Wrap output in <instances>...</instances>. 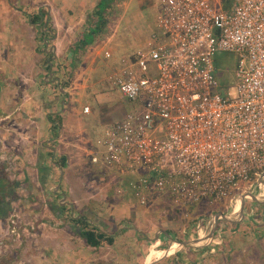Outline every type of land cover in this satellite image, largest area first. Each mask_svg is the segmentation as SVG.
<instances>
[{"label":"crops","instance_id":"obj_1","mask_svg":"<svg viewBox=\"0 0 264 264\" xmlns=\"http://www.w3.org/2000/svg\"><path fill=\"white\" fill-rule=\"evenodd\" d=\"M35 1L46 3L32 7L36 8L34 16L43 13L33 23L30 12L34 10L22 5L5 10L0 0V173L12 183L10 212L0 218V264H157L177 251H172L173 246L180 245L170 240V235L180 242L204 239L198 244H215L216 238H224L216 232L213 239H208L213 229H209L211 216L197 225L191 220L186 224L184 215L183 219L174 218L175 213L150 219L153 205L143 207L134 194L133 201L122 186L115 193L108 192V199L103 200L95 188L80 187V181L67 184L84 176L83 163L75 166L73 155L94 154L95 150L84 147L87 127L78 131L72 128L74 133L69 139L62 136L73 114L66 118L71 101L64 98L69 90L59 85V75L54 71L59 70L60 48H71L81 19L98 0ZM133 1L129 0L128 5ZM37 33H41L42 43ZM51 54L54 63L49 70L46 60ZM86 106L90 107L85 104L83 108ZM93 111L92 107L89 113L79 109L78 114L93 121ZM65 159L64 167L61 163ZM92 162L98 163L99 158L93 156ZM162 196L154 194L151 201L155 203ZM256 196L258 200L254 201L262 205ZM168 208L164 205L160 210ZM15 216L18 219L14 221ZM80 216L113 236L114 243L105 242L99 248L89 246L81 233L84 226L78 222ZM192 229H197L196 235ZM229 238L233 239L231 244L243 242L235 234ZM167 241L172 242V247L159 249ZM147 243L154 249H149ZM203 246L205 243L190 247ZM152 252L155 255L149 259ZM203 257L206 261L207 255Z\"/></svg>","mask_w":264,"mask_h":264},{"label":"built area","instance_id":"obj_2","mask_svg":"<svg viewBox=\"0 0 264 264\" xmlns=\"http://www.w3.org/2000/svg\"><path fill=\"white\" fill-rule=\"evenodd\" d=\"M155 1L167 42L138 51L111 77L144 112L113 121L104 146L121 173L149 170L130 185L142 206L168 194L189 218L186 206L230 199L236 181L264 174V0ZM223 51L240 54L234 94L217 78Z\"/></svg>","mask_w":264,"mask_h":264},{"label":"rangeland","instance_id":"obj_3","mask_svg":"<svg viewBox=\"0 0 264 264\" xmlns=\"http://www.w3.org/2000/svg\"><path fill=\"white\" fill-rule=\"evenodd\" d=\"M1 1V6H4L5 10L10 9L12 5H22V7L27 10H34L30 12L32 15H35L34 12L36 8H32L34 5L46 3L42 1L36 2L35 0H16L15 2H12V0ZM128 2L129 0H123L119 4L111 31L106 36L102 37L98 44L91 48L73 69H71L72 65H70V49L67 48L62 50V48H60L59 54L61 58L59 59V70L54 71L59 75V85L69 90L68 96L64 98L65 101H71L70 106L67 107L66 118L68 119L69 116L73 114L70 118L72 122H66L67 127L63 130L62 136H68L67 139H69L72 133H74L72 128H76L78 131L79 129L87 127V131L83 134V138L87 139L83 141L84 147L88 151L95 150L94 154L85 153L82 155H73L74 164L77 163L75 166L80 165V162L83 163L81 166L84 167V176L80 180L75 178L71 179L67 184L71 185L76 181H80L82 185L80 187L86 190L87 188H95L99 191L101 199L103 200L108 199V192L115 193L120 186L130 193L128 195L133 196L130 189L131 182L141 180L149 174V170L146 168H139L136 172L123 174L115 166L109 165L107 162L108 154L104 146V139L109 124L112 121L121 120L128 113L142 114L144 112V108L141 104L130 101L114 86L111 77L124 70L127 66L126 61L131 60L138 51L142 50L148 53L154 46L156 47L158 43L167 42L165 31L158 25V16L163 9L162 4L155 0H134L133 4L129 5ZM84 18L81 19L82 23L84 22ZM82 23L80 22L78 26ZM38 36H40V41L42 43L43 39L41 38V33H37V37ZM239 60L240 54L230 51L218 52L214 56L217 78L222 87L231 94L237 91ZM49 61V56L47 55L46 64H48ZM52 62L54 63L53 56ZM71 70H73V74L70 76ZM148 75L157 77L156 65L153 62L149 63ZM63 81L67 82L65 87L62 85ZM85 104L90 105L94 110L92 114V118H94L93 121L91 119L86 120V118H83V115L78 114L79 109H84L83 107ZM164 125L165 123L162 124V127ZM164 129L163 127L159 135H163ZM97 150L98 152H96ZM93 156L99 158L98 163L92 162ZM72 166L73 163H71V167ZM259 178H261V176L250 182L243 180L236 181L233 187L234 194L230 199L214 203L212 202V198L209 197L200 202H193L191 205L186 206V210L190 214L189 218H186V220L181 217V219H183L186 224L189 223V220L194 223V219L197 218L199 222H202L216 209L220 211L219 213L224 211L226 216L230 219H242L238 213L237 215H233V213L236 214V211L239 212L240 210L242 195H251L250 193L258 195L260 197L259 201L264 205V182L263 180L259 181ZM125 193L126 192H124V194ZM124 194L119 195L123 196ZM135 197L138 198L136 195ZM135 197L133 196V201L136 200ZM247 200L246 208L248 212L246 211L247 214L245 213L244 220H241L246 223L240 228V234H242V236L241 238L239 237L243 242L241 243L238 240V242L231 244L233 239L230 238L226 242L229 246L232 245L236 247V249L242 246V249H240L242 253L238 258L233 259L231 264H264V224L255 225L256 223L262 224L264 207L253 205L254 199L251 196L248 197ZM150 205H153V208H155L154 210H150L148 214V218L150 219L157 218L159 215L163 216L164 214L170 216L177 210L176 203L168 194L167 196H162L155 203L149 200L148 205L143 207L148 208ZM164 205H168L169 208L160 210V207ZM252 205L254 206L253 212L261 213L260 216L257 217L258 222L255 223L250 214ZM184 211L185 209L182 210V212ZM78 213L80 212L78 211ZM202 214L205 216L199 217ZM214 214H217V212H214ZM212 215L211 217L209 216L210 220L214 218ZM16 217L17 216L13 217L14 221L18 219ZM209 224L210 229V226L213 227V223L210 221ZM11 226L14 227V224L11 223ZM193 230L194 229H192V231ZM196 231L197 229L194 230L193 234L196 235ZM219 231L222 237L223 235H228V232L224 231L223 227L219 228ZM228 237L229 235L226 238H216L215 245L225 246L226 244L223 241ZM152 242H154V240H152ZM203 243H205V246L208 245L207 241ZM149 244L151 243H147L148 247L150 246ZM171 244V241L162 242L159 249L166 251L170 246L172 247ZM172 248H174L172 251L179 250L180 245L173 246ZM149 249L152 250L154 248L150 246ZM218 254H216L214 258L207 259L205 264H224L222 254ZM154 255L155 252H152L149 259Z\"/></svg>","mask_w":264,"mask_h":264},{"label":"trees","instance_id":"obj_4","mask_svg":"<svg viewBox=\"0 0 264 264\" xmlns=\"http://www.w3.org/2000/svg\"><path fill=\"white\" fill-rule=\"evenodd\" d=\"M123 0H98L92 9H90L84 18V22L78 27L77 31L75 32L73 42L70 48L71 58H70V65H72L73 69L78 62L84 57V55L93 47H95L99 40L106 36L110 31L111 27L114 23V20L116 18L117 14V8L119 4ZM43 13L37 14L36 16L33 15L32 22L35 23L37 20H40L42 18ZM52 54L49 55V62H48V69H52L53 62H52ZM73 74V70L70 72V76ZM63 86L65 87L67 82H62ZM52 120V119H51ZM66 159L63 163H61L62 166L65 167ZM11 181L6 179L4 175L0 173V218L5 217L10 212V200L12 198V192L11 188L9 187L12 185L10 183ZM16 185V183H13ZM13 185V186H14ZM9 200V201H8ZM242 201V199H241ZM248 202V200H246ZM253 205L259 206V203L256 201H253ZM252 205L250 214L252 216L253 222H258L257 217L260 216L261 213L253 212L254 206ZM264 207V205H260ZM241 207V206H240ZM215 211V210H213ZM211 212L207 217L214 214V212ZM247 211V210H246ZM248 212V211H247ZM174 218H180L184 215V212L180 208H177V210L174 212ZM264 215V213H263ZM68 218H72L69 214L67 215ZM205 215L202 214L199 217H204ZM216 216V214L212 215ZM78 222L82 223L84 226L81 228V233L83 237L86 239V242L89 246L99 248L101 247L105 242L108 244L114 243V237L110 234H107L105 232H102L100 229H98L94 224H91V221L86 219L84 216H80L78 218ZM198 218L194 219V224H198ZM205 222H203L204 225ZM240 223L233 224L229 221L220 219L218 224V231L219 234V228L223 227V230L228 232L229 237L231 235H236L237 237L242 236L240 227L243 225ZM264 224V217L262 224L256 223L255 225H263ZM227 235V236H228ZM218 235H216L217 237ZM224 238H226V235ZM228 237V238H229ZM170 240H174L175 242H180L178 239L175 240L174 237L171 235L169 236ZM227 240V239H226ZM225 240V241H226ZM225 241H223L226 245H215L208 243L207 246L201 247L199 249H195L194 247L190 246H181L179 250H177L174 254H169L163 261H159L157 264H205L206 257H203L204 254L207 255V259H211L216 257V254L220 253L223 256L224 264H231V261L233 259L238 258V256L242 253L241 247L236 249V247H233L232 245L229 246ZM210 244V245H209ZM239 250V251H237ZM196 252V255H191L192 252Z\"/></svg>","mask_w":264,"mask_h":264},{"label":"water","instance_id":"obj_5","mask_svg":"<svg viewBox=\"0 0 264 264\" xmlns=\"http://www.w3.org/2000/svg\"><path fill=\"white\" fill-rule=\"evenodd\" d=\"M263 180L264 182V174L261 176V178H259V181ZM251 195H242V201H241V207H240V210L239 212L236 211V213H238V215L242 218L240 219L239 221L243 220L244 216H245V204H246V199L248 197H252L254 200H258V197L252 193H250ZM220 219H223V220H226V221H238L236 219H230L228 216H226L225 214L223 213H217L216 216H214V218L212 219L213 220V229H212V232L210 233L208 239H213L217 230H218V224H219V220ZM204 239H196L195 241H181V242H178L181 246H196V244L200 243L201 241H203Z\"/></svg>","mask_w":264,"mask_h":264}]
</instances>
